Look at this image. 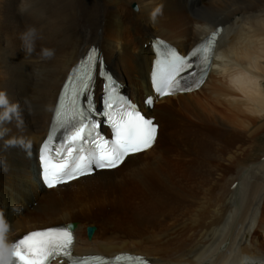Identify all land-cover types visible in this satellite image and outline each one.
<instances>
[{
    "label": "bare ground",
    "instance_id": "obj_1",
    "mask_svg": "<svg viewBox=\"0 0 264 264\" xmlns=\"http://www.w3.org/2000/svg\"><path fill=\"white\" fill-rule=\"evenodd\" d=\"M20 2L0 0V91L19 103L25 124L5 125L11 131L4 139L23 136L32 145L29 157L18 147L3 150L0 140L8 166L0 167V211L9 239L75 223L80 256L127 252L153 264H264V0H27L24 16ZM27 25L42 34L37 53L41 46L56 50L52 60L26 56L19 34ZM217 26L226 32L205 84L144 110L159 125L151 150L118 169L45 189L38 148L61 86L89 47L100 49L106 72L123 80L134 99L153 94L148 39L186 56ZM95 83L98 94V75ZM258 147L260 154L246 157ZM14 205L22 211L10 212ZM88 227H95L91 238Z\"/></svg>",
    "mask_w": 264,
    "mask_h": 264
},
{
    "label": "snow or ice",
    "instance_id": "obj_2",
    "mask_svg": "<svg viewBox=\"0 0 264 264\" xmlns=\"http://www.w3.org/2000/svg\"><path fill=\"white\" fill-rule=\"evenodd\" d=\"M214 40L215 34L191 53L193 57L200 54L204 66H207L210 60ZM160 44L165 51L161 53L163 59L154 67L152 80L155 92L163 97L177 91L189 90L181 85L180 81L183 78L181 73L191 68L192 64L163 45V42ZM98 63L95 53H90L84 67L70 79L60 107L56 110L57 128L73 124L71 131L64 137L60 146L53 147L49 142H45L40 150L42 179L50 189L90 174L94 169L117 168L127 157L150 149L156 142L158 126L151 119L145 118L126 98L116 95L115 82L103 69L99 74L106 79L105 93L108 100L105 103L106 111L101 115L112 130V138L106 139L99 133V122L85 123L88 115L81 110L79 97L84 96L91 104L89 94L95 78L94 66ZM206 70L205 67L204 71ZM145 103L151 106L152 98H146ZM91 112L92 109L89 108L88 113ZM77 121L78 123H74ZM48 139L51 141L54 138L49 135ZM89 139L91 147L85 149L83 144ZM73 242L72 230L67 227L30 232L14 243L13 264H52L58 257L67 259L70 264H77V258L72 256ZM121 259L122 257H116L117 261ZM129 259H136L140 264H144L139 257Z\"/></svg>",
    "mask_w": 264,
    "mask_h": 264
},
{
    "label": "clouds",
    "instance_id": "obj_3",
    "mask_svg": "<svg viewBox=\"0 0 264 264\" xmlns=\"http://www.w3.org/2000/svg\"><path fill=\"white\" fill-rule=\"evenodd\" d=\"M30 9V4L27 0H21L19 5V12L24 16ZM161 9H157L156 13L160 12ZM156 13L153 14V18ZM19 38L22 42V48L26 53V56H32L35 53L36 58L41 61H50L56 55V50L54 48H49L41 46L39 52L36 51L37 41L42 39V34L40 30L34 25H27L23 32L19 34ZM27 103V101H25ZM15 121V127L23 129L25 124L20 111L19 103L10 102L5 91H0V140H3V150L8 148L18 147L23 150L29 157L31 155V142L25 137L11 136L8 139H4L8 136L11 129L5 127V125ZM0 167L5 171L8 170L6 160L4 157H0ZM13 212H21L22 207L13 206ZM11 231L10 223L6 220L3 211H0V264H13L15 244L9 239V234Z\"/></svg>",
    "mask_w": 264,
    "mask_h": 264
},
{
    "label": "rangeland",
    "instance_id": "obj_4",
    "mask_svg": "<svg viewBox=\"0 0 264 264\" xmlns=\"http://www.w3.org/2000/svg\"><path fill=\"white\" fill-rule=\"evenodd\" d=\"M181 1H183L185 4H190L193 0H181ZM194 1H196V0H194ZM197 1H199V0H197ZM200 4V3H199ZM225 32H226V29H225ZM225 34V33H224ZM149 40H151V38L150 39H148V41L146 42V43H144V49L146 50V51H148L149 50V52L151 53V48H150V43H149ZM151 54H153V53H151ZM153 58V57H152ZM149 59H150V56L148 55V56H146V60H145V62L147 63V62H149ZM143 65H145V64H143ZM145 67V66H144ZM113 72V71H112ZM114 75L116 76L117 74H116V72L114 71ZM119 80V79H118ZM121 80V79H120ZM119 80V81H120ZM148 80V79H147ZM122 82L124 83V81L122 80ZM124 86H125V90H126V92L130 95L131 94V92H130V89L127 87V85L124 83ZM132 95V94H131ZM132 97V96H131ZM134 98V97H133ZM144 99H145V96H144V94H141L139 97H136V98H134L133 99V101H136V102H139L140 104H143V102H144ZM264 138V137H263ZM261 148L262 147H258V148H256V150L254 151H252L251 153L250 152H248L247 154H246V157L248 158V156L249 155H256V154H260L261 153ZM257 165V164H256ZM34 196V195H33ZM35 199V198H34ZM36 199L34 200V203H32V199H31V202L30 203H28L27 204V206L30 208V207H32V206H35L36 205ZM10 212H13V210H10ZM89 228V227H88ZM252 262V261H251Z\"/></svg>",
    "mask_w": 264,
    "mask_h": 264
},
{
    "label": "water",
    "instance_id": "obj_5",
    "mask_svg": "<svg viewBox=\"0 0 264 264\" xmlns=\"http://www.w3.org/2000/svg\"><path fill=\"white\" fill-rule=\"evenodd\" d=\"M94 232H95V227H90V228L88 229V235H89V237H92L93 234H94Z\"/></svg>",
    "mask_w": 264,
    "mask_h": 264
}]
</instances>
